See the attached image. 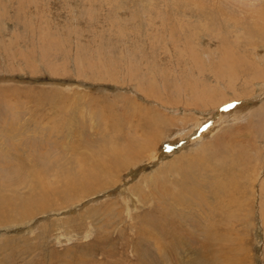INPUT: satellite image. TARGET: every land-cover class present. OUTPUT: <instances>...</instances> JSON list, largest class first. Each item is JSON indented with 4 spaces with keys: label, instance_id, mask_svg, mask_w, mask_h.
I'll return each instance as SVG.
<instances>
[{
    "label": "rangeland",
    "instance_id": "374dc122",
    "mask_svg": "<svg viewBox=\"0 0 264 264\" xmlns=\"http://www.w3.org/2000/svg\"><path fill=\"white\" fill-rule=\"evenodd\" d=\"M263 105L264 0H0V264H264Z\"/></svg>",
    "mask_w": 264,
    "mask_h": 264
},
{
    "label": "bare ground",
    "instance_id": "6f19581e",
    "mask_svg": "<svg viewBox=\"0 0 264 264\" xmlns=\"http://www.w3.org/2000/svg\"><path fill=\"white\" fill-rule=\"evenodd\" d=\"M5 45H7V44H5ZM13 58V57H12ZM231 62V66H232V68H233V70L235 71V73L236 72H238V71H240L239 69L241 68V61H238V59H237V57L235 58V59H233L232 61H230ZM246 65V64H245ZM244 66V65H243ZM251 67V66H250ZM243 68V67H242ZM240 77H241V75H240ZM219 78V77H218ZM237 80V79H236ZM203 100V99H202ZM201 100V101H202ZM203 102V101H202ZM210 103V102H209ZM207 104V102L206 103H204V107H205V105ZM263 113H264V105H263V107L260 109ZM201 112H202V110H200ZM256 114V113H255ZM256 115H258V114H256ZM238 124V123H237ZM236 124V125H237ZM235 128V127H234ZM226 139V138H225ZM229 139V138H228ZM132 140V139H131ZM236 140V139H235ZM240 140V139H239ZM243 142V141H242ZM129 143V142H128ZM136 143V142H135ZM195 144H198V143H193V144H191V145H195ZM235 144L236 143H234L232 140H231V142L230 143H228L227 142V144H225L229 149H231L232 151H237V153H240L241 151L235 146ZM128 145V144H127ZM131 145V144H130ZM213 145H214V147H215V149H216V153H220V151H221V148H222V144H221V142H220V140H218L217 138L215 139H213ZM235 146V147H234ZM130 147H132V145L130 146ZM137 148V147H136ZM201 148H203V146L201 147ZM125 149V148H124ZM129 150V151H128ZM131 150V148L129 149V147L127 148V150H126V152H124V150H122L123 152H124V156H125V162H127L128 160L130 161V155H133V151H130ZM195 150V149H194ZM200 150V149H199ZM219 150V151H218ZM122 153V152H121ZM196 154H199V151H197V153ZM203 154V153H202ZM204 155V154H203ZM151 156V155H150ZM205 156V155H204ZM156 157V155L155 154H153L152 155V157L150 158V160L151 159H153V158H155ZM208 159H209V157H207ZM115 159V158H114ZM187 159L188 160H192L193 159V157H191V158H189V157H187ZM147 160H149V159H147ZM174 160H178V163H184V158L182 159V158H180V159H178V156L177 157H174ZM121 164H123V162H122V159H121ZM189 162V161H188ZM12 164V163H11ZM181 164V165H182ZM180 165V166H181ZM184 165H186L185 163H184ZM252 165V164H251ZM111 166V165H110ZM180 166H177V167H180ZM113 167V166H112ZM172 167V166H171ZM174 167V166H173ZM182 167V166H181ZM252 167H253V165H252ZM103 168H104V166H103ZM103 173H108V171L106 170V171H104ZM68 177V179L66 180V182H65V184L67 185V186H65L66 187V192H72V191H74V192H79L80 191V188L78 187V184H77V182H78V179H79V175L78 174H70V175H67ZM98 179L99 178H96V176L95 175H91L90 177H89V183H90V185L91 186H93L94 184H96V183H99V181H98ZM102 185H103V183H102ZM259 187L262 189L263 187H264V185L261 183L260 185H259ZM186 189V185L185 184H182L181 185V187H180V189H179V193L180 192H182L183 190H185ZM255 194H256V192H255ZM257 195V194H256ZM189 196H191L192 197V194L190 193V195ZM260 196H261V193H260ZM262 197V199H261V202H262V208H261V213L264 211V195H262L261 196ZM3 199L1 200L0 199V204L1 205H3ZM28 203L30 204V201H28ZM22 204V203H21ZM20 204V205H21ZM176 204V203H175ZM177 205V204H176ZM1 207V206H0ZM0 212H2V211H0Z\"/></svg>",
    "mask_w": 264,
    "mask_h": 264
}]
</instances>
